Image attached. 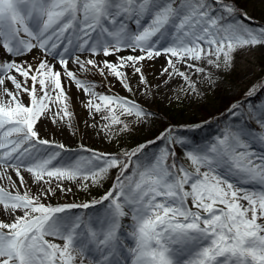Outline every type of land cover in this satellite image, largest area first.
<instances>
[{"label": "snow or ice", "instance_id": "1", "mask_svg": "<svg viewBox=\"0 0 264 264\" xmlns=\"http://www.w3.org/2000/svg\"><path fill=\"white\" fill-rule=\"evenodd\" d=\"M251 20L238 0H0V170L17 178L7 175L14 192L0 187V264H264V100H251L264 96V75L199 141L166 127L119 153L74 152L40 135L73 127L69 85L109 139L113 125L132 131L122 115L151 122L141 103L99 93L79 73L132 92L126 70L150 88L143 62L166 57L163 76L179 77L186 96L218 88L239 49L264 47V25ZM108 179L100 199L45 202Z\"/></svg>", "mask_w": 264, "mask_h": 264}, {"label": "rangeland", "instance_id": "2", "mask_svg": "<svg viewBox=\"0 0 264 264\" xmlns=\"http://www.w3.org/2000/svg\"><path fill=\"white\" fill-rule=\"evenodd\" d=\"M248 2L246 7L242 6V8L252 17L250 23L253 26L264 25V20L252 16L251 11L253 7L264 9V3H261V0H249ZM263 56L264 47L257 46L255 48L239 49L235 55V70L230 75L223 77L224 83H221L218 88L203 93L198 97L186 96L180 91L183 84L179 77H176L174 80H168V85L163 83V72L166 66L163 67L162 65L165 63L166 57L143 62L142 71L147 78L150 88H145V86L139 83L136 75L132 74L130 70H126L129 71V83L132 92H128L122 88L121 84L111 77L104 79L95 70L89 73H79L81 79L94 83L96 91L99 93L121 95L141 103L147 110L155 114L151 117V122L146 127H142L137 125L127 115H122L120 116L121 120L130 124L132 131L121 134V126L113 125L111 128L112 138L109 139L108 136L101 133L99 127L95 129L90 127L94 122L100 125L105 122L99 118L95 121L93 120V116L83 107V103L86 102L87 98L83 95H78L77 89L69 85L66 87V91L72 99L71 110L74 112L72 118L73 127L66 131H61L51 125H48L46 129L44 126H41L40 135L51 139L55 143H63L66 148L72 149L74 152H79L81 146H83L107 153H119L121 150H130L137 145L155 140L166 127L174 128V135L178 137H190L195 140L194 137L188 134L187 128L195 124H204L203 130H200L202 134L200 137L201 139L206 138L208 135H204L210 134L208 131L211 129H213L212 131H216L218 127L217 120H221V114L225 112L226 108L237 100H243L245 98L244 94L250 85L264 75V65H262L261 61V57ZM27 57L25 59L26 62L33 65L43 58L38 52ZM71 70L76 71L77 66L74 64ZM196 79H199V76ZM64 83L68 84L65 80ZM200 87L203 89L205 85H200ZM227 98H230V101L222 108V102ZM256 98L258 97L251 98L252 103H259L260 100H264V96H262L258 102H254ZM24 99L26 100L27 98L24 97ZM115 111L117 115H120L118 108H115ZM172 115L176 117L174 118ZM221 122L223 121L221 120ZM156 150L151 145L147 149L149 153ZM80 154L86 155V153ZM12 175L13 180H17L14 174ZM111 183L112 180L108 179L102 187H93L88 192L73 188L72 193L67 195L57 193L56 196L45 202L53 206L64 203L81 204L91 202L94 199H100L109 189ZM0 187H5L9 191H15L7 178H2ZM32 192L34 194L35 189H32ZM69 211L81 213L88 212L89 210L72 209Z\"/></svg>", "mask_w": 264, "mask_h": 264}, {"label": "trees", "instance_id": "3", "mask_svg": "<svg viewBox=\"0 0 264 264\" xmlns=\"http://www.w3.org/2000/svg\"><path fill=\"white\" fill-rule=\"evenodd\" d=\"M249 0H238V3H239V5L242 7V6H244V7H246V5H247V3H249L248 2ZM252 16H254V17H256L257 19H260V20H264V9L263 8H252ZM261 61H262V65H264V56L263 57H261ZM260 61V62H261ZM257 99H259V97L257 98ZM228 101H230V98H227V99H225L223 102H222V108H224L225 107V105H226V103L228 102ZM172 117H176L175 115H172ZM206 127V126H205ZM200 130H197L194 134L192 133V132H188V134L189 135H191V136H193V137H196L199 133ZM177 151L179 152L180 151V149L178 148L177 149Z\"/></svg>", "mask_w": 264, "mask_h": 264}, {"label": "bare ground", "instance_id": "4", "mask_svg": "<svg viewBox=\"0 0 264 264\" xmlns=\"http://www.w3.org/2000/svg\"><path fill=\"white\" fill-rule=\"evenodd\" d=\"M123 54H124V55H129V54H131V53H130V51L126 50V51L123 52ZM26 58H28V57H24V59H26ZM70 64H71V63H70ZM73 65H74V64H71V65H70L71 68H72ZM162 66H163V67L166 66L165 68L168 67V65L166 64V60H165V63H164ZM177 66L180 68L181 71H191V70H189V69H186V68L181 67L179 64H178ZM165 68H164V69H165ZM18 78H19V77H18ZM165 79H168V78L164 76V80H165ZM164 80H163V81H164ZM168 80H170V79H168ZM65 81L68 83V81H67L66 78H65ZM162 84H163V83H162ZM9 87L11 88V87H13V86L9 85ZM4 100H5V102H7L8 98H7V97H4ZM257 151H259V146H257ZM7 175H12L11 170H9L7 174H5V173L3 172V170H0V183H1L2 178H7Z\"/></svg>", "mask_w": 264, "mask_h": 264}]
</instances>
